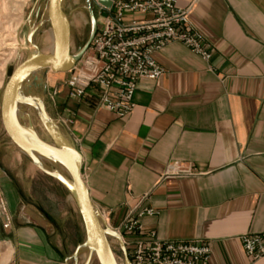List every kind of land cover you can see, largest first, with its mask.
<instances>
[{
	"label": "crops",
	"instance_id": "obj_1",
	"mask_svg": "<svg viewBox=\"0 0 264 264\" xmlns=\"http://www.w3.org/2000/svg\"><path fill=\"white\" fill-rule=\"evenodd\" d=\"M175 1L193 8L209 61L180 44L164 48L155 59L165 76L139 84L126 118L99 109L95 91L72 100L57 81L47 112L73 118L64 135L108 227L140 205L158 212L142 219L146 231L207 243L210 264H264L240 240L264 231V0ZM19 162L0 159V264H70L85 239L77 208L58 182ZM173 163L197 175L165 178Z\"/></svg>",
	"mask_w": 264,
	"mask_h": 264
},
{
	"label": "built area",
	"instance_id": "obj_2",
	"mask_svg": "<svg viewBox=\"0 0 264 264\" xmlns=\"http://www.w3.org/2000/svg\"><path fill=\"white\" fill-rule=\"evenodd\" d=\"M97 8L96 36L65 83L74 101L80 102L87 92L95 91L99 109L126 118L136 107L139 84L158 83L165 76L155 59L164 48L180 44L204 61L212 57L211 46L190 22L192 7L180 9L175 0H111L110 8L101 4ZM61 123L70 130L74 120ZM196 175L194 168L173 163L167 166L164 177ZM157 215L156 210L138 205L120 228L113 229L121 234L131 264H210L212 252L207 243L161 240L146 231L142 219ZM240 240L249 259L264 258V231L246 234Z\"/></svg>",
	"mask_w": 264,
	"mask_h": 264
},
{
	"label": "water",
	"instance_id": "obj_3",
	"mask_svg": "<svg viewBox=\"0 0 264 264\" xmlns=\"http://www.w3.org/2000/svg\"><path fill=\"white\" fill-rule=\"evenodd\" d=\"M92 2L86 0L84 6L90 22V35L76 53L71 51V25L64 11V0H48L46 22L53 38L50 53L39 51L34 42L39 26L27 20L29 30L26 42L30 50L4 85L0 118L7 137L18 151L43 174L58 182L74 202L85 233L84 242L74 253V259L81 250H86L84 264H93L94 261L98 264H118L110 243V239L114 238L119 241L124 264H131L121 236L105 224L101 212L90 198L82 175L83 156L48 114L45 104L47 75L70 73L88 52L96 36L97 21ZM100 4L111 7L108 0H100ZM33 88L42 89V96L32 94ZM31 109L36 112L50 142L44 141L37 133L31 119Z\"/></svg>",
	"mask_w": 264,
	"mask_h": 264
},
{
	"label": "rangeland",
	"instance_id": "obj_4",
	"mask_svg": "<svg viewBox=\"0 0 264 264\" xmlns=\"http://www.w3.org/2000/svg\"><path fill=\"white\" fill-rule=\"evenodd\" d=\"M86 0H65L64 11L69 16L71 25V51L76 53L88 40L90 35V22L88 14L84 9ZM111 3V0H108ZM48 0H0V86L4 87L7 79L27 57L30 48L26 42V36L29 30V24L26 23L28 19L31 20L33 25L39 26L35 35L34 42L41 53H50V28L44 18L46 17ZM100 4V0H93L92 6L94 15L98 12L97 5ZM102 5V4H101ZM104 6V5H102ZM105 7V6H104ZM107 8V7H106ZM20 25L19 38L20 44L16 43L15 39V27ZM13 53V56H9ZM68 74H53L49 73L45 80V85L58 82L59 85L66 87L65 83L69 78ZM1 88V87H0ZM2 90L0 89V104ZM32 94L42 96V89L33 88ZM54 99L48 95L45 96L46 109L50 103H53ZM31 119L33 125L39 134V136L46 142H50L48 135L46 134L43 126L41 125L36 112L31 109ZM52 118V117H51ZM57 122L63 133H70L71 129L65 127L59 122V119L52 118ZM0 159L7 155H18L20 158L18 169L21 172L28 173L33 170V164L23 156L18 149L11 145V141L7 137L0 118ZM35 170L41 173L40 170ZM42 174V173H41ZM114 254L117 261L122 264V255L119 250V245L114 239H110ZM83 244V243H82ZM81 244V245H82ZM74 246L72 245V248ZM73 250V249H72ZM69 256L71 254H68ZM87 256L86 250H81L76 259H72L70 264H84ZM93 264H98L96 261Z\"/></svg>",
	"mask_w": 264,
	"mask_h": 264
},
{
	"label": "bare ground",
	"instance_id": "obj_5",
	"mask_svg": "<svg viewBox=\"0 0 264 264\" xmlns=\"http://www.w3.org/2000/svg\"><path fill=\"white\" fill-rule=\"evenodd\" d=\"M65 1V0H64ZM44 20L46 21L47 20V13H46V17L44 18ZM26 23H27V21H26ZM19 28H20V25H17L16 27H15V39H16V43H18V44H20V38H19ZM50 42H51V45H50V51H52V49H53V38H52V35H51V32H50V40H49ZM10 57L11 56H13V53H11L10 55H9ZM1 88L0 89H3L4 87H2V86H0ZM102 218H103V216H102ZM103 220H104V218H103ZM110 228V227H109ZM112 229V228H111ZM113 230V229H112ZM114 232H116L117 234H119L120 236H121V234L119 233V232H117V231H115V230H113ZM121 238H122V236H121ZM112 239H114V238H112ZM115 241H118V240H116V239H114ZM122 241H123V238H122ZM118 243H119V241H118ZM123 243H124V241H123ZM86 259H87V256H86ZM85 259V260H86Z\"/></svg>",
	"mask_w": 264,
	"mask_h": 264
},
{
	"label": "flooded vegetation",
	"instance_id": "obj_6",
	"mask_svg": "<svg viewBox=\"0 0 264 264\" xmlns=\"http://www.w3.org/2000/svg\"><path fill=\"white\" fill-rule=\"evenodd\" d=\"M44 21H45V20H44ZM116 243L119 245L118 241H116ZM119 250H120V253H121V255H122V264H124V255H123V253H122V250H121L120 246H119ZM115 258H116V255H115ZM116 260H117V258H116ZM117 262H118V261H117ZM118 264H120V263L118 262Z\"/></svg>",
	"mask_w": 264,
	"mask_h": 264
}]
</instances>
